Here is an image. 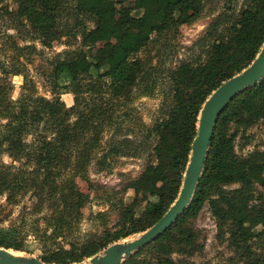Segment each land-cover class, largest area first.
I'll use <instances>...</instances> for the list:
<instances>
[{
	"label": "trees",
	"instance_id": "1",
	"mask_svg": "<svg viewBox=\"0 0 264 264\" xmlns=\"http://www.w3.org/2000/svg\"><path fill=\"white\" fill-rule=\"evenodd\" d=\"M121 1L0 0L6 29L0 30V247L37 250L46 264H77L153 225L177 198L203 103L246 68L264 42V0H248L237 14L221 13L208 26L203 61H182L163 72L140 54L154 47L171 49L172 44L160 43L196 21L207 0H136L135 13L123 9L118 16ZM232 1L226 0L225 10L232 9ZM134 17L142 27L139 33L126 31ZM62 38L79 44L50 59L48 98L38 93L27 64L41 53L36 43L49 48ZM90 39L105 42L98 60L91 55ZM12 76L23 80L16 99ZM164 80L169 90L163 116L147 128L153 138L150 160L123 186L125 191L154 182L157 200L137 213L121 199L112 227L82 234L88 195L75 179L89 185L93 161L99 171L108 164L107 156L126 155L117 145L97 158L103 134L117 128L119 109L136 97L151 96ZM64 93L72 95L71 106L62 100ZM258 123L264 124V78L236 94L219 115L189 206L122 264H197L191 260L202 253L205 236L195 221L204 207L217 239L228 243L237 263L264 264V228L255 229L264 218V149L244 155L236 150L239 139H245L240 150L251 142L246 133ZM25 197L29 204L17 216L1 218L6 206Z\"/></svg>",
	"mask_w": 264,
	"mask_h": 264
},
{
	"label": "rangeland",
	"instance_id": "2",
	"mask_svg": "<svg viewBox=\"0 0 264 264\" xmlns=\"http://www.w3.org/2000/svg\"><path fill=\"white\" fill-rule=\"evenodd\" d=\"M225 2L226 0L205 1L202 13L196 21L190 25L182 26L177 36L175 35L173 38L165 37L160 43L172 44L171 49L162 50L154 47L150 50L148 48L146 52L140 55L143 59L147 58L152 65L159 64L163 72L165 68H172L182 61H203L206 58L207 44L202 40V37L208 26L221 13H227V16L230 13L237 14L242 7L247 5L248 0H233L230 5L232 9L230 10H225ZM136 6V0H122L118 5V16L121 15L123 9H130L135 13ZM223 26L221 29L224 28V34H226L228 24L226 23ZM0 30H6L3 21H0ZM141 30L142 27L139 25L137 17L129 20L126 27L127 32L139 33ZM9 32L12 31L9 30ZM78 44V41L72 42V40L66 38L54 42L49 48H43L36 43L41 53L32 57V63L27 64V70L33 82H35L39 94L48 98L51 97L48 81L50 59L63 50L77 48ZM88 44L91 47L92 57L98 60L105 42H95L90 39ZM11 81L14 85L12 98L16 99L19 96L23 80L21 76H12ZM168 90L166 80L161 81L151 96L136 97L127 107L119 109L117 111L119 116L117 128L115 127V129L106 131L103 134L100 141L102 150L98 153L97 158L111 147H117V145L124 148L126 155L112 156L111 154L107 156L108 164L99 171L96 164L97 160L94 159L95 161L89 165V185L80 178L75 179L80 190L88 195V203L82 209V234H99L103 228L112 227L118 219L117 206L121 199L137 213L143 209L147 202L157 200L154 194L157 184L154 182L125 191H123V186L128 180L138 176L150 160L153 138L147 136V128L163 116L161 106ZM61 98L67 106L72 105L71 94L64 93ZM246 135L251 136V142L246 144L243 150H240L239 146L244 144L245 139H239L236 142L238 154L244 155L254 149H264V124H256L247 131ZM130 152H132V156H130ZM2 160L5 163L10 162V158L6 155L2 156ZM1 203L4 204V201L1 200ZM23 204H29L28 197H25L18 205L6 206L1 218L4 219L7 215L17 216ZM98 212H104V216H98ZM195 225L202 231L205 241L202 253L195 255L191 261L197 264L204 262L209 264H239L236 262L234 252L228 246V243L226 241L220 242L217 239L214 220L207 207H204L199 213ZM262 228H264V218L258 222L255 229L260 230ZM137 236L138 234H134L124 240H131ZM38 254L39 251L37 250L31 253L36 257Z\"/></svg>",
	"mask_w": 264,
	"mask_h": 264
},
{
	"label": "water",
	"instance_id": "3",
	"mask_svg": "<svg viewBox=\"0 0 264 264\" xmlns=\"http://www.w3.org/2000/svg\"><path fill=\"white\" fill-rule=\"evenodd\" d=\"M263 78L264 42L256 58L241 72L222 82L203 103L182 184L177 198L168 210L153 225L138 233L136 238L113 242L101 252L77 264H122L134 252L147 246L170 228L193 198L203 171L214 127L222 110L236 94L256 85ZM0 264L46 263L29 253L0 247Z\"/></svg>",
	"mask_w": 264,
	"mask_h": 264
}]
</instances>
